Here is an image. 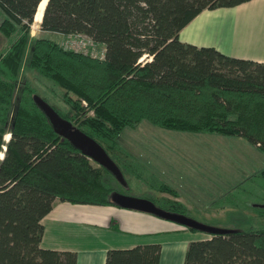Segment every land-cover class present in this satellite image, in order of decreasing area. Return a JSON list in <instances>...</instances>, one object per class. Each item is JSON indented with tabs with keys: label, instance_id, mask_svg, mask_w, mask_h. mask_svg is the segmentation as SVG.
<instances>
[{
	"label": "trees",
	"instance_id": "1",
	"mask_svg": "<svg viewBox=\"0 0 264 264\" xmlns=\"http://www.w3.org/2000/svg\"><path fill=\"white\" fill-rule=\"evenodd\" d=\"M43 1L41 33L86 35L104 49L103 57L64 49L45 36L29 44ZM43 1L0 0V31L8 40L0 49V264H76L75 252L41 246L43 218L55 200L114 205L110 196L117 191L108 170L54 132L33 95L49 102L23 79L25 57L28 72L49 81L65 108L49 104L103 147L128 191L132 182H147L178 196L117 143L125 127L143 120L173 130L241 136L264 151V62L179 39L202 10L249 0ZM253 177L264 182V169ZM135 196L188 215L178 200ZM251 207L260 226L191 240L183 264H264V204ZM160 253V243L110 248L105 264H159Z\"/></svg>",
	"mask_w": 264,
	"mask_h": 264
},
{
	"label": "rangeland",
	"instance_id": "2",
	"mask_svg": "<svg viewBox=\"0 0 264 264\" xmlns=\"http://www.w3.org/2000/svg\"><path fill=\"white\" fill-rule=\"evenodd\" d=\"M40 19L36 20V16L34 17L30 28L29 44H32L33 40L39 36L51 38L60 44L70 40L69 37L61 35L41 33ZM7 41L0 31V49L7 45ZM22 66L23 79L25 77L30 79L37 92L46 97L50 104L65 108L63 102L48 89V86L52 87L49 81L28 72L26 57ZM117 143L125 152L156 175L154 181L168 184L174 188L178 196L174 197L171 193H161L154 188H149L147 182L141 184L132 182L129 191L128 188H123L119 183L114 182L117 192L133 196L148 193L156 195L157 198L163 196L178 200L187 208L188 217L210 227L249 229L260 226V219L251 206L264 204V182L260 178L253 177L256 171L264 169V151L245 138L167 129L143 120L133 127H125L118 135ZM112 154L114 155L115 152ZM118 209L120 207L117 206L110 209L111 215H118L126 227L131 223V227H140L142 224V227L152 225L158 228L154 221L158 222V219L153 214L138 213L143 214L139 215L140 217L148 218H143L136 224L135 218L121 216L120 212L125 210ZM80 226L81 223L78 224V227ZM78 227L73 229L76 230ZM175 228L183 230L172 232L175 238L209 235L187 229L179 224H176ZM142 238L137 235L122 237V239L135 241Z\"/></svg>",
	"mask_w": 264,
	"mask_h": 264
},
{
	"label": "crops",
	"instance_id": "3",
	"mask_svg": "<svg viewBox=\"0 0 264 264\" xmlns=\"http://www.w3.org/2000/svg\"><path fill=\"white\" fill-rule=\"evenodd\" d=\"M179 39L198 47H214L236 58L264 62V0H249L235 7L204 9L180 30ZM114 207L115 205L72 204L55 200L52 210L42 221L44 232L41 246L75 252L76 264H105L106 252L110 248L124 249L160 243L159 264H183L188 243L208 236L175 238L171 233L183 230L175 228L177 223L156 215L158 222L154 221L158 228L152 225L142 227V224L140 227H131V223L126 227L118 215H111L110 209ZM120 209L125 210L120 212L121 216L135 218L136 224L143 218H148L138 214L146 212ZM77 227L78 229H73ZM124 235L143 238L137 241L122 239Z\"/></svg>",
	"mask_w": 264,
	"mask_h": 264
},
{
	"label": "water",
	"instance_id": "4",
	"mask_svg": "<svg viewBox=\"0 0 264 264\" xmlns=\"http://www.w3.org/2000/svg\"><path fill=\"white\" fill-rule=\"evenodd\" d=\"M33 100L46 116L54 132H56L62 138H65L75 149L79 150L89 159L108 170L123 188H128L121 170L109 157L108 153L103 149V147H101L94 139L83 133L77 127L73 126L67 119L61 117L49 103L43 100L42 97L34 94ZM110 202L121 208L151 213L160 218L173 221L187 228L205 232L207 234H215L227 231L226 229L210 227L197 222L185 214L173 213L164 210L155 205L151 200L144 197L123 194L116 191L110 196ZM255 205L256 204H253L252 206Z\"/></svg>",
	"mask_w": 264,
	"mask_h": 264
},
{
	"label": "built area",
	"instance_id": "5",
	"mask_svg": "<svg viewBox=\"0 0 264 264\" xmlns=\"http://www.w3.org/2000/svg\"><path fill=\"white\" fill-rule=\"evenodd\" d=\"M69 39L68 42L62 44L64 49H72L98 58L103 57L104 49L86 35L78 34L75 36H69Z\"/></svg>",
	"mask_w": 264,
	"mask_h": 264
},
{
	"label": "bare ground",
	"instance_id": "6",
	"mask_svg": "<svg viewBox=\"0 0 264 264\" xmlns=\"http://www.w3.org/2000/svg\"><path fill=\"white\" fill-rule=\"evenodd\" d=\"M42 1H43V0H42ZM46 2H47V0H46ZM44 4H45V1H43V2L41 3V5L39 6V10H38V13H37V15H36V20L40 19V17H41V11H42V9H43ZM37 9H38V8H37ZM36 12H37V11H36Z\"/></svg>",
	"mask_w": 264,
	"mask_h": 264
}]
</instances>
